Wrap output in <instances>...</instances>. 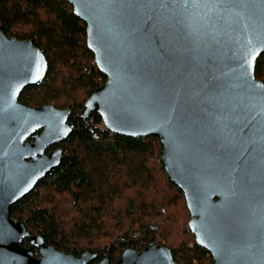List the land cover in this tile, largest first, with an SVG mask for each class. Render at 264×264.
Listing matches in <instances>:
<instances>
[{
	"label": "water",
	"instance_id": "95a60500",
	"mask_svg": "<svg viewBox=\"0 0 264 264\" xmlns=\"http://www.w3.org/2000/svg\"><path fill=\"white\" fill-rule=\"evenodd\" d=\"M86 26V47L105 82L78 119L99 115L127 138L155 137L166 179L179 188L187 227L211 264H264V0H63ZM48 62L30 40L0 28V264H90L32 235L11 209L64 159L69 109L26 106ZM54 148L53 150H50ZM27 240L29 246L23 242ZM176 264L149 243L116 262Z\"/></svg>",
	"mask_w": 264,
	"mask_h": 264
},
{
	"label": "trees",
	"instance_id": "16d2710c",
	"mask_svg": "<svg viewBox=\"0 0 264 264\" xmlns=\"http://www.w3.org/2000/svg\"><path fill=\"white\" fill-rule=\"evenodd\" d=\"M0 28L8 37L32 41L48 62L43 83L24 89L19 101L69 109L74 125L58 146L62 163L12 207L11 217L62 253L95 252L90 264L104 256L116 262L124 250H141L152 242L170 249L176 264H211L187 227L181 190L169 183L159 163L158 139L110 133L97 114L86 122L78 119L105 77L72 7L63 0H0ZM255 78L264 84V55L256 61Z\"/></svg>",
	"mask_w": 264,
	"mask_h": 264
},
{
	"label": "rangeland",
	"instance_id": "374dc122",
	"mask_svg": "<svg viewBox=\"0 0 264 264\" xmlns=\"http://www.w3.org/2000/svg\"><path fill=\"white\" fill-rule=\"evenodd\" d=\"M135 195H136L135 193H132V194H131V197H135ZM182 203H183V201H182ZM183 207H185V206L183 205ZM188 219H189V216H188ZM186 224H187V222H186ZM207 257H208V256H207ZM207 257H206V258H207ZM118 259H119V258H118Z\"/></svg>",
	"mask_w": 264,
	"mask_h": 264
},
{
	"label": "flooded vegetation",
	"instance_id": "af4514ba",
	"mask_svg": "<svg viewBox=\"0 0 264 264\" xmlns=\"http://www.w3.org/2000/svg\"><path fill=\"white\" fill-rule=\"evenodd\" d=\"M59 146V145H58ZM58 146L54 147V148H58ZM54 148H51L50 150H53Z\"/></svg>",
	"mask_w": 264,
	"mask_h": 264
},
{
	"label": "built area",
	"instance_id": "2783aa9c",
	"mask_svg": "<svg viewBox=\"0 0 264 264\" xmlns=\"http://www.w3.org/2000/svg\"><path fill=\"white\" fill-rule=\"evenodd\" d=\"M101 80V78H99V81Z\"/></svg>",
	"mask_w": 264,
	"mask_h": 264
}]
</instances>
